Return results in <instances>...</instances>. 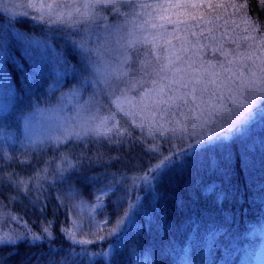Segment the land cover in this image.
Instances as JSON below:
<instances>
[{"label":"trees","instance_id":"obj_1","mask_svg":"<svg viewBox=\"0 0 264 264\" xmlns=\"http://www.w3.org/2000/svg\"><path fill=\"white\" fill-rule=\"evenodd\" d=\"M20 1L0 0V81L7 109L0 112V212L7 215L4 227L20 238L14 245L0 244V264H254L264 239V125L255 127L258 117L239 130L230 120L218 121L189 136L190 129L181 131L175 123H167L168 117L144 118L148 114L137 106L142 95L139 85L123 90L127 100L113 86L110 98L100 100L101 119L109 128L100 132L106 135L73 134L34 150L20 135L23 119L36 110L59 107L76 95L94 100L99 90L92 66L107 64L109 75L122 70L127 43L108 37L127 27L123 21L135 19L147 29L141 35L163 33L174 42L176 28L181 29L180 36L186 35L185 26L174 23L177 19L194 25L191 15L220 16L212 34L220 37L226 29L233 37L249 27L242 20L246 17L261 28L253 32L249 27L247 33L260 39L264 38L262 0H211L247 4L226 9L139 6L206 5L209 0H132L131 7L126 0H97L103 3L96 10L99 20L85 19L65 30L17 13L13 5ZM50 1L72 12V18L77 15L71 6H78V0ZM64 4L70 7L63 8ZM11 7L14 13L8 11ZM98 26L106 31L104 37L91 30ZM189 38L195 43V37ZM30 40L42 41L43 48L61 58L54 65L61 70L63 84L52 73L53 64L46 66L31 57ZM200 43L207 47L188 52L197 66L201 61L205 66L225 62L214 51L217 43L204 38ZM85 44L88 50L82 52L80 46ZM233 47L224 43L225 50ZM137 50L147 51L140 45ZM111 79L112 85L120 83ZM117 98L124 111L113 102ZM197 139L205 143L192 149ZM152 148L156 151H149ZM157 154L172 157L175 163L162 173H150L158 163ZM10 178L26 181V191L9 183ZM99 200L102 206L95 219L100 240H79L72 231L76 205ZM33 234L40 239L34 240Z\"/></svg>","mask_w":264,"mask_h":264},{"label":"snow or ice","instance_id":"obj_2","mask_svg":"<svg viewBox=\"0 0 264 264\" xmlns=\"http://www.w3.org/2000/svg\"><path fill=\"white\" fill-rule=\"evenodd\" d=\"M126 3L130 7L132 6V0H126ZM139 6L165 9L168 7L226 9L227 7L246 8L247 4L232 3L225 5L224 3H212L209 0L206 5L192 3L168 6L142 4ZM41 7H46L50 13L56 11L59 18L54 22L57 24H60L62 20L65 23L71 20L72 23L69 24V27H72L76 23L84 22L79 18L73 19L72 12H64L59 4L41 5ZM68 7H70L68 4L63 5V8ZM71 7L84 16L86 20L93 21L95 19L96 4L85 3ZM261 7L264 8V0L261 2ZM81 8L89 11L81 12ZM220 19H222L220 16L214 19H205L202 15H191V20L195 22L194 25L190 24L188 20L177 19L174 23L183 24L185 26L183 31L186 33L185 36H180L181 29H175L173 36L180 41L178 47L173 44L172 39H168L163 33L136 35L135 32L130 31V39L127 41L125 51L122 54V70L113 74L114 79L120 83L116 85H112L111 81H106V83L110 87L114 86L121 89V95H124L123 90L125 88L132 87L135 89L136 85H139L142 95L137 106L141 113L148 114L144 118H151L155 121L157 116L160 119L168 117L167 123H175L181 131L185 128L190 129L189 136L194 135L195 129L218 121L227 122L230 120L233 127L239 130L241 126L247 125L257 117L264 119V38L258 39L251 34L233 38L227 36L226 29L224 34L217 37L212 33L216 27L215 21ZM49 20H52V16H49ZM242 20L251 27L253 32L261 30V28L253 26L246 17H242ZM227 23L228 21L225 20V24ZM201 25L211 27L205 29ZM249 27H246L244 31L248 32ZM193 28L196 30H192ZM140 30L142 33L147 32V29L142 27ZM197 31L199 35H197ZM189 35L196 38L195 43L188 39ZM201 38L219 45L214 51L220 52L225 57V62L220 63L219 67L214 64L205 66L202 61L197 66L192 57L188 55L190 49L198 50L201 47H207V45H201ZM241 39L245 42L251 41V43H246L243 50L240 43ZM161 41H166V43H161ZM225 42L233 44L235 47L231 51L225 50ZM137 45L145 47L147 51L137 50ZM80 47L82 52L86 51L83 45ZM85 59L87 60L88 57L85 56ZM123 65H128V68L123 69ZM113 95L116 96V93ZM225 98H227L228 103H223ZM124 99L127 100L126 95H124ZM113 102L117 108L124 111L118 98ZM228 130L231 131L232 129ZM98 134L106 135L103 132ZM173 135H176L175 131H173ZM208 139L211 140L212 137H208ZM204 143L205 141L197 139L191 147L192 149L202 147ZM149 151L155 152L156 150L152 148ZM154 158L158 160V163L154 168H149L150 173H162L175 163L172 157L162 154H157ZM145 179H148V176H145ZM2 181L3 178L0 177V182ZM9 183L26 191L27 182L22 179L12 180L10 178ZM13 219L18 218L13 217ZM43 231L51 236L48 227H45ZM65 231L67 230L65 229ZM33 239L38 240L40 237L33 234ZM87 242L79 241V243ZM13 243L15 241L6 233L0 236V244Z\"/></svg>","mask_w":264,"mask_h":264},{"label":"rangeland","instance_id":"obj_3","mask_svg":"<svg viewBox=\"0 0 264 264\" xmlns=\"http://www.w3.org/2000/svg\"><path fill=\"white\" fill-rule=\"evenodd\" d=\"M85 3H93L97 5V7L95 8V19L99 20L100 17L96 13V10L97 8L103 6V3L97 0H78V6ZM48 4L53 3L50 0H21L17 4H14L13 7H15L17 13L32 17L30 19H32L33 21H37L38 23H47L52 27L61 26L64 27L63 30H65V27H69V24L72 23L71 20H68L67 23L62 20L60 24L54 22L59 18L56 14V11L54 10L50 13L46 7H41V5L47 6ZM13 7L8 9V11L14 13L12 12ZM86 11L89 10L81 8V12ZM49 16H52V20H49ZM76 18L85 21V17L80 15L79 13H77V15L73 17V19ZM78 24L81 23H76L75 25ZM122 24L127 27L121 26L120 29H116V33L118 35L116 34L113 38H110L111 36L108 37L109 40H121L120 42H123V44L125 45V43H127V41L130 39V31L135 32L136 35H141V27L145 29L144 23L138 24V21H135V19L125 20ZM103 26L106 28H110L109 24H103ZM99 28L100 26H98L97 28L93 27L91 30L95 31V33L99 36L104 37L106 35V31H100ZM118 30H120L122 33H118ZM247 35H249L247 32L240 31L233 37H243ZM246 43H251V41H248ZM246 43L242 46V50ZM173 44L177 45L178 47L180 41L175 39ZM29 47V53L31 54V57H37L43 63V65H59L61 58L57 56V53L49 51L46 46H44L43 48L42 41L30 40ZM84 49L87 51L88 45L85 44ZM219 64L220 63H216V66L219 67ZM105 66L107 67V64ZM53 67L54 69L52 71L54 72L52 73L57 74L56 77L59 78V80H61L63 84L65 82V79L62 78L63 75L61 74V70H58L55 65ZM106 67L97 65L92 66L91 68V70L94 71V74L97 73L95 75L98 79V82L95 85L97 86L99 92L98 96L94 100L90 98L85 99L76 95L72 96L71 99H69L67 102H65V104L60 105L59 107H51L42 110L39 109L36 110L33 114L26 116L21 123L22 135H20L21 140L24 141V144L26 146L29 145L28 147L34 150L39 149L46 143L48 144L53 141L58 143L64 141L70 138L73 134L77 136H84L88 134H97L100 131L108 132L109 128L107 122L101 119V107L103 105L100 100L103 97L110 98L111 87L106 83V81H111V77H114V75L105 74V72H107L108 70V67ZM0 75H3L2 67H0ZM4 92L5 87L0 81V112L3 114L7 112L6 105L2 100ZM258 120L259 123L255 125L256 128H260L262 125H264V119L258 117ZM262 128H264V126ZM105 195L106 192H104L101 197H104ZM101 206V200H99L95 204L78 203L76 205L72 231L79 240H92L93 238L95 240H100V237H97V231H99L98 229L100 228V224L96 221L95 216L96 211ZM6 218L7 215L0 212V236L6 233L13 241H15V243L9 245L17 244L20 238L14 236L3 225L6 222ZM22 230H24V227ZM254 264H264V239L262 246L257 253Z\"/></svg>","mask_w":264,"mask_h":264}]
</instances>
